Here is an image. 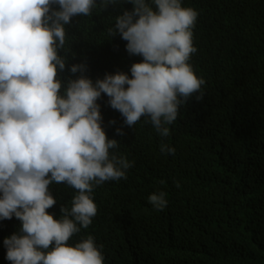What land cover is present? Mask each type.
Returning a JSON list of instances; mask_svg holds the SVG:
<instances>
[{
  "label": "trees",
  "instance_id": "1",
  "mask_svg": "<svg viewBox=\"0 0 264 264\" xmlns=\"http://www.w3.org/2000/svg\"><path fill=\"white\" fill-rule=\"evenodd\" d=\"M182 3L198 12L190 63L205 80L203 99L181 105L170 136L162 138L147 117L127 127L102 94L103 127L119 141L110 151L132 167L127 179L94 188L97 214L69 243L92 235L104 264H264V0ZM132 9L123 3L104 10L97 0L91 16H74L65 26L61 78H75L68 69L76 63L87 64L94 82L118 71L131 76L143 57L130 55L127 41L109 29ZM162 143L175 153L161 152ZM50 191L57 203L48 211L59 219L76 193L56 183ZM161 191L168 203L157 211L148 197ZM20 227L15 216L0 220V264H11L4 239Z\"/></svg>",
  "mask_w": 264,
  "mask_h": 264
},
{
  "label": "clouds",
  "instance_id": "2",
  "mask_svg": "<svg viewBox=\"0 0 264 264\" xmlns=\"http://www.w3.org/2000/svg\"><path fill=\"white\" fill-rule=\"evenodd\" d=\"M100 3L104 10L133 5L109 29L111 37L119 33L127 41L130 55L143 57L131 65V76L118 71L94 82L85 75L86 63L68 69L75 78L60 76L68 60L65 26L74 16H91L97 0H0V220L21 222L19 233L4 239L11 264H104L92 235L69 243L97 214L94 188L127 179L132 167L110 151L119 141L103 127L102 94L127 127L147 117L162 138L170 136L181 105L203 99L205 80L190 63L197 51L194 8L182 0ZM116 133L124 135L122 128ZM160 150L175 153L165 143ZM53 183L76 193L59 219L48 211L57 203ZM148 202L161 211L166 193L154 192Z\"/></svg>",
  "mask_w": 264,
  "mask_h": 264
}]
</instances>
